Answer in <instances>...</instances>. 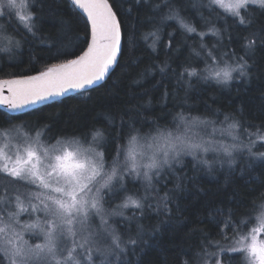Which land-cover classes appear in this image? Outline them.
I'll use <instances>...</instances> for the list:
<instances>
[{"label":"snow or ice","instance_id":"snow-or-ice-1","mask_svg":"<svg viewBox=\"0 0 264 264\" xmlns=\"http://www.w3.org/2000/svg\"><path fill=\"white\" fill-rule=\"evenodd\" d=\"M69 3L85 16L86 50L80 55L71 50L82 39L79 34L68 44L63 43L71 25L70 21H62L65 28L60 39L49 47L56 49V59L74 58L53 63L34 75L0 79V105L6 106L7 113L23 112L33 104L63 96L70 90L102 86L99 82L109 78L118 64L126 36L109 0H69ZM249 5H259L264 11V0H208L206 7L210 11H222L224 17L250 27L253 19L245 18L246 14L251 17ZM164 6L169 9L165 19L174 20L185 33H196L201 41L200 50L192 48L191 55L204 67L185 66L179 74L181 79L186 74L189 81L195 77L228 84L236 74L248 75L251 65L243 57L230 62L229 53L203 43L209 33L217 38L221 36L220 29L211 21L206 22L207 31H198L180 15V9L171 6V0H164ZM192 6L197 7L196 3ZM153 7L159 9L160 5ZM36 8L37 0H0V18L9 24L15 21L32 38L48 43L50 37L38 35L40 17L33 11ZM200 18L204 19L202 15ZM8 31L0 25V52L10 53L21 46L15 35L4 34ZM149 35L159 39L156 32ZM257 41L264 46V29H259L252 38H245V50L253 53ZM151 47L155 49V40ZM167 47L172 48L171 41ZM157 67L164 73L167 65ZM130 111L125 113L127 119L120 118L118 130L94 127L79 137L49 136V125H44L42 130L33 129L24 137H13L11 133L18 127L13 117L0 121V141H3L0 142V176L6 181L0 184V264H131L129 253L134 255L146 243L145 237L151 238L159 230L156 226L149 231L141 222L145 208L157 215H171L167 194L162 205L149 203L155 199L151 191H158L153 181L159 183L167 173L174 178V188L170 191L179 190L185 176L178 174L176 167L182 166L188 156L197 164L211 168L212 161L207 158L211 154L222 167L224 161L218 157L223 155L231 165L237 153L247 150L254 161L264 164V152L253 151L258 143L264 146V132L259 128L255 133L245 129L247 143L243 142L242 123L235 115L217 110V116H224L219 121L177 113L172 128L153 120V127L145 132L143 124L136 127L141 122L133 120ZM105 120L110 128H117L113 117L105 115ZM27 124L23 122V126ZM229 138L230 144L225 142ZM138 182L144 192L133 188L134 194H130L129 184ZM15 185H23L24 190ZM244 203L239 201L241 205ZM229 204H237V200L233 198ZM129 209L131 216L125 214ZM22 215L30 219L22 222ZM118 218L124 222L123 233L112 223ZM206 219L217 231L213 234L196 230L202 238L198 244L200 250L187 253L192 257L191 264H233L237 257L239 264H264V194L262 202H252L243 215H237L231 206L216 207ZM26 234L36 242L25 239ZM182 264L190 262L183 260Z\"/></svg>","mask_w":264,"mask_h":264},{"label":"trees","instance_id":"trees-1","mask_svg":"<svg viewBox=\"0 0 264 264\" xmlns=\"http://www.w3.org/2000/svg\"><path fill=\"white\" fill-rule=\"evenodd\" d=\"M110 2L126 36L119 62L110 77L102 86L73 94L25 114L11 116L14 124L28 122L25 128L31 131L36 128L42 130L44 125H49V136L79 137L94 127L106 131L118 130L120 118L127 119L125 113L129 109L133 120L141 122L136 123V127L141 128L143 124L142 131L145 132L153 127V120L160 126L172 128L173 117L177 113L222 121L224 116L216 115L219 110L223 114L235 115L241 121L242 128L253 131L259 128L264 132V46L257 41L253 53L244 48L246 37L252 38L259 29H264V11L260 6L249 5L251 17L246 14L245 18H251L254 22L248 27L239 25L233 18L224 17L222 11H210L206 7L208 0H171V6L180 9V15L198 31H207V21L220 29V38L209 33L203 38L204 44L229 53L230 62L243 57L251 65L247 76L239 77L236 74L230 83L220 84L195 77L189 81L186 74L183 79L180 78L179 74L185 66L204 67L191 55L192 48L200 50L201 41L196 33H185L174 20L165 19L169 9L164 6V0ZM193 3L197 7L193 8ZM157 4L160 5L159 9L153 7ZM33 11L40 17L37 21L40 29L38 35L51 39L48 43H42L12 21L10 30L21 40V46L0 55V78L31 75L53 63L73 58L56 59V49L49 47L59 41L65 28L62 21H70L71 25V31L63 43L68 44L74 35L79 34L82 39L71 50L79 55L87 47L84 39L85 18L72 8L69 0H37V8ZM14 28L18 31L13 32ZM152 32H156L159 39L149 35ZM154 40L155 49L151 47ZM169 41L172 42L171 49L167 47ZM165 64L167 68L161 73L157 65L163 67ZM105 115L115 119L117 128L108 126ZM8 116L0 110V121H6ZM238 158L241 159L235 165L223 163L221 167L220 163H216L209 168L185 157L182 166L176 167L177 173L185 176L176 191H170L174 188V178L167 173L159 183L154 181V189L158 191H151L155 199L149 203L162 205V198L167 194L171 215H157L155 211L145 208V217L141 222L149 231L156 226L159 230L153 237H145L146 243L137 248L134 255L129 253L131 264H182L183 260H189L191 264L192 257L187 253L198 252L202 238L196 230L204 229L213 234L217 231L206 219L212 208L231 206L236 209L237 215H243L252 202H262L264 164L252 159L248 162L237 153L235 159ZM3 182L5 178L0 176V184ZM133 188L144 192L139 182L129 184L131 194H134L131 192ZM233 198L237 204H229ZM240 200L245 203L239 204ZM127 212L129 216L132 215L131 209ZM124 231L121 228V232ZM213 238L219 239L215 235ZM233 264L239 263L233 261Z\"/></svg>","mask_w":264,"mask_h":264},{"label":"rangeland","instance_id":"rangeland-1","mask_svg":"<svg viewBox=\"0 0 264 264\" xmlns=\"http://www.w3.org/2000/svg\"><path fill=\"white\" fill-rule=\"evenodd\" d=\"M259 6V5H258ZM0 25H4L6 28H8L9 29V31L8 32H6V33H4L5 35H9V34H12V32H11V30H10V26H9V23H8V21H6V20H4L3 18H0ZM13 35V34H12ZM4 52H0V55L1 54H3ZM231 61V60H230ZM211 120H214V119H211ZM18 127L15 129V131L14 132H12L11 133V135L13 136V137H15V136H17V135H19V136H21V137H24V136H26V135H28L29 133H31L32 131L31 130H29V129H27V128H25V126H23V124H16ZM217 127H220V125L219 124H217ZM247 130L248 132H252V133H255L256 131H253V130H251V129H249V128H242L241 129V132H240V136H241V140L243 141V142H245V143H247V137L245 136V134H244V130ZM217 139H221V137L219 136V135H217V137H216ZM0 142H3V141H0ZM13 142H15V141H13ZM225 142L226 143H232V141H231V139L229 138V139H225ZM253 151L254 152H264V146H261L259 143L256 145V147H254L253 148ZM239 154V156L240 155H242L243 157H245V160L247 159V161L248 162H250V160L252 159L253 160V158H251L250 156H249V154H248V152H247V150H244L242 153H238ZM187 158H190V159H192V157H190V156H188ZM210 161H212V162H214V163H212V166H211V168L214 166V164H219V162H217V161H215L214 159H213V156L210 154L208 157H207ZM218 159L219 160H223L224 161V163L227 165V166H232V165H235L236 163H238L239 162V159H241V158H238V159H235V163L234 164H229L228 163V161H227V159L223 156V155H221L220 157H218ZM247 162V163H248ZM206 167V166H205ZM164 175V174H163ZM162 175V176H163ZM6 182V181H5ZM154 182V181H153ZM1 184H4V182L3 183H1ZM141 184V183H140ZM142 185V184H141ZM10 187H11V185H10ZM15 187H18V188H20L22 191L24 190V186L23 185H15ZM137 188V187H136ZM144 188V187H143ZM136 190V189H135ZM131 194V193H130ZM153 195H155V194H153ZM117 202H119V201H117ZM130 210V209H129ZM129 210H127V211H129ZM126 211V215H128L129 216V212H127ZM30 219V217L29 216H27V215H22L21 216V221L22 222H27L28 220ZM120 219L118 218V219H116V220H114V221H112V223H113V225L117 228V230L119 231V232H121V228L122 229H124L123 227H121V224L122 223H124L122 220H120ZM118 221V222H117ZM122 233V232H121ZM127 237H125V239H126ZM25 239H27V240H30V242H32V243H35L36 241L35 240H33L30 236H28L27 234L25 235Z\"/></svg>","mask_w":264,"mask_h":264},{"label":"water","instance_id":"water-1","mask_svg":"<svg viewBox=\"0 0 264 264\" xmlns=\"http://www.w3.org/2000/svg\"><path fill=\"white\" fill-rule=\"evenodd\" d=\"M109 3L110 4H112L111 2H110V0H109ZM113 6V5H112ZM113 10L115 11V9H114V7H113ZM79 11V10H78ZM80 12V11H79ZM81 13V12H80ZM83 16H84V14L83 13H81ZM85 17V16H84ZM117 17H118V15H117ZM122 46H123V40H122ZM87 48V47H86ZM86 48H85V50H86ZM82 54V53H81ZM80 55V54H79ZM121 56V55H120ZM120 56L118 57V62H119V59H120ZM74 58V57H73ZM116 66H114V68H115ZM114 70V69H113ZM112 73V72H111ZM34 74H36V73H33V74H31V75H34ZM11 78H14V77H11ZM0 79H10V78H0ZM108 78H106V80H107ZM105 80V81H106ZM105 81H102V82H99L100 84H102V83H104ZM96 86H93V87H90L88 90H70L68 93H66L65 95H63V96H57V97H54V98H51V99H49V100H46V101H43V102H38V103H36V104H33V105H31L29 108H25L24 110H23V112H15V113H7V110H6V106H2V105H0V110H2V111H4V112H6L9 116H16V115H21V114H25V113H27V112H30V111H33V110H35V109H37V108H39V107H41V106H43V105H46V104H50V103H52V102H55V101H57V100H60V99H63V98H65V97H68V96H71V95H73V94H77V93H81V92H84V91H89V90H91V89H93V88H95Z\"/></svg>","mask_w":264,"mask_h":264},{"label":"flooded vegetation","instance_id":"flooded-vegetation-1","mask_svg":"<svg viewBox=\"0 0 264 264\" xmlns=\"http://www.w3.org/2000/svg\"><path fill=\"white\" fill-rule=\"evenodd\" d=\"M239 259H240V258H239V257H237V259H236V260H234V261H235L236 263H237V262L239 263Z\"/></svg>","mask_w":264,"mask_h":264},{"label":"bare ground","instance_id":"bare-ground-1","mask_svg":"<svg viewBox=\"0 0 264 264\" xmlns=\"http://www.w3.org/2000/svg\"><path fill=\"white\" fill-rule=\"evenodd\" d=\"M85 18V17H84ZM71 57V56H70ZM120 221V220H119ZM118 222V221H117Z\"/></svg>","mask_w":264,"mask_h":264}]
</instances>
